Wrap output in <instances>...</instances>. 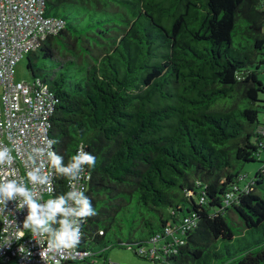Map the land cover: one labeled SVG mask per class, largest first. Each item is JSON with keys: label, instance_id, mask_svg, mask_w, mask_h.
Masks as SVG:
<instances>
[{"label": "trees", "instance_id": "trees-1", "mask_svg": "<svg viewBox=\"0 0 264 264\" xmlns=\"http://www.w3.org/2000/svg\"><path fill=\"white\" fill-rule=\"evenodd\" d=\"M262 4L45 0L61 26L26 54L27 67L50 97L53 150L65 164L81 144L96 158L84 190L96 215L80 242L95 264L115 245L152 264H264ZM30 54L57 61L45 69ZM256 159L252 176L240 173ZM53 172L55 198L67 178ZM129 206L138 236L111 240Z\"/></svg>", "mask_w": 264, "mask_h": 264}, {"label": "built area", "instance_id": "built-area-1", "mask_svg": "<svg viewBox=\"0 0 264 264\" xmlns=\"http://www.w3.org/2000/svg\"><path fill=\"white\" fill-rule=\"evenodd\" d=\"M44 6L45 0H0V147H8L14 158L10 167L0 166V179L5 175L8 179H23L30 189L34 186L27 180V172L32 167L29 157L34 154L33 149L43 147L46 139H50L46 134L50 97L38 78L30 82L15 80L14 65L61 26V20L45 14ZM84 168L78 187L85 190L90 173ZM46 170L51 174L53 187V169L46 165ZM68 185L67 179L66 191L70 190ZM34 190L39 192L42 201L54 198L43 186H35ZM230 197L227 195L225 201ZM19 203L17 198L8 201L6 206L0 205V264L96 263L97 258L81 244L62 256L50 253L42 259L40 252L47 246L46 238L23 227L27 209L20 208ZM192 218L190 214L182 219L181 232L193 225ZM106 264L130 263L108 260Z\"/></svg>", "mask_w": 264, "mask_h": 264}, {"label": "clouds", "instance_id": "clouds-1", "mask_svg": "<svg viewBox=\"0 0 264 264\" xmlns=\"http://www.w3.org/2000/svg\"><path fill=\"white\" fill-rule=\"evenodd\" d=\"M56 143L58 140L46 139L43 147L33 149L34 154L29 157L32 167L27 172V180L34 188L43 186L52 192L51 174L46 170V165H50L57 174L68 179L70 190L42 201L39 192L30 189L23 179H8L7 175L0 179V205L6 206L8 201L19 198V207L27 209L23 227L36 236L46 238L47 246L40 252L42 259L50 253L62 256L66 251L76 249L83 237L82 222L96 215L91 199L85 195L83 187H78V181L85 172L84 166L95 167V156L86 152L81 144L65 164L64 157L53 150ZM13 159L8 147H0V166L10 167Z\"/></svg>", "mask_w": 264, "mask_h": 264}, {"label": "rangeland", "instance_id": "rangeland-1", "mask_svg": "<svg viewBox=\"0 0 264 264\" xmlns=\"http://www.w3.org/2000/svg\"><path fill=\"white\" fill-rule=\"evenodd\" d=\"M264 7V0H262ZM263 32H264V25H263ZM31 61L35 63L37 66H43L45 69H51L52 68V62L54 63L57 61V59H54L53 61L49 58H40L38 55L30 54ZM28 59L26 54H23L15 63L14 65V79L15 80H25V81H32V73L30 68L27 67ZM43 72V69L38 72ZM259 79L264 84V71H261L259 73ZM259 98L264 99V92L259 93ZM261 104H264L261 102ZM258 121L260 126H264V107H259L258 112ZM264 139V137H263ZM264 153V152H263ZM263 153L260 155V157H264ZM263 165V162H260L259 160L246 162L243 164L240 173L246 174V177L249 178L254 174V172L260 168ZM133 202H130L129 205H132ZM124 212V213H123ZM133 212H136L135 208L132 206H129V208L126 210L119 211L120 213V220L119 225H114L113 228L108 231L107 237L111 240L114 239V235L121 238L122 242H126L127 238H134L137 237L139 234L138 229V221L140 218L139 214H133ZM137 213V212H136ZM135 218L133 222L130 223V219ZM232 229L234 232H237V226L232 225ZM131 233V234H130ZM130 234V236H129ZM219 243H222V241H219ZM101 254L106 253V257L109 258L111 261L115 262H121V263H131V264H152L148 260H143L137 255H135L132 251V249H128L126 247L122 246H112L110 248H106L104 251L99 252ZM161 264V263H158Z\"/></svg>", "mask_w": 264, "mask_h": 264}]
</instances>
